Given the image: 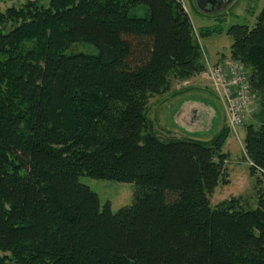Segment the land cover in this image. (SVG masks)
Here are the masks:
<instances>
[{"label": "trees", "instance_id": "1", "mask_svg": "<svg viewBox=\"0 0 264 264\" xmlns=\"http://www.w3.org/2000/svg\"><path fill=\"white\" fill-rule=\"evenodd\" d=\"M227 34L259 106L243 158L256 209L243 197L211 204L230 183L229 129L210 144L165 142L147 117L152 97L206 69L181 0L0 12V264H264V8L254 28ZM79 43L98 54H65ZM83 176L134 184L132 205L101 210Z\"/></svg>", "mask_w": 264, "mask_h": 264}, {"label": "rangeland", "instance_id": "2", "mask_svg": "<svg viewBox=\"0 0 264 264\" xmlns=\"http://www.w3.org/2000/svg\"><path fill=\"white\" fill-rule=\"evenodd\" d=\"M37 1L43 6H49L51 0H0V12L5 13L12 7L20 8L28 2ZM183 10L187 14L196 38L202 45L207 59L211 62L216 58L224 59L223 64L237 63L231 61L230 51L233 44L232 38L227 34L228 30L236 25H245L254 28L257 24V18L264 8V0H234L225 10H216L213 14H204L196 6L195 0H181ZM213 10V6H209ZM209 9V10H210ZM145 8H139L131 15H142ZM222 28L221 34H214L208 38L199 37V32L203 28ZM36 42H25L24 50L33 49ZM66 55L85 54L96 56L97 49L88 43H79L72 45L66 52ZM209 64V65H210ZM216 66V65H214ZM206 70V69H205ZM207 72V71H206ZM205 71L197 74L187 81H173L171 90L165 94L152 97L147 108V117L153 123L156 134L162 141L167 142L170 139L195 140L206 144L219 136L223 130L229 129L228 116L224 103L214 91L210 81L204 75ZM189 98L193 102L208 107L209 111L215 113L214 128L201 133L199 139L176 129L174 126V112L178 109L175 105H182V99ZM252 108H249L247 116L244 118L243 127L239 130L238 136L230 132V136L224 146L223 153L229 156L225 166L227 168L228 185L219 184L213 196L211 197L212 206L232 198L243 197L249 203L251 209L257 208V199L255 196L256 177L250 174V163L243 160L245 152L246 128L254 125L259 128L258 119L259 106L255 95L252 93ZM202 114L201 119H209V111ZM188 112H186L185 124L188 122ZM200 125V124H198ZM212 125V122H211ZM186 131V130H185ZM210 131V132H209ZM80 183L87 186L96 193L100 200L101 210L109 203L114 213H117L124 207H130L133 203L135 185L131 183H120L107 180H96L89 177H81ZM2 257V254H0Z\"/></svg>", "mask_w": 264, "mask_h": 264}, {"label": "built area", "instance_id": "3", "mask_svg": "<svg viewBox=\"0 0 264 264\" xmlns=\"http://www.w3.org/2000/svg\"><path fill=\"white\" fill-rule=\"evenodd\" d=\"M204 58L206 63L204 75L226 107L230 132L238 136L239 130L243 127L245 113L252 103L249 75L239 63L211 66L205 51Z\"/></svg>", "mask_w": 264, "mask_h": 264}, {"label": "crops", "instance_id": "4", "mask_svg": "<svg viewBox=\"0 0 264 264\" xmlns=\"http://www.w3.org/2000/svg\"><path fill=\"white\" fill-rule=\"evenodd\" d=\"M213 65L217 64H223L224 59L216 58V60L211 62ZM181 101H184L182 105H175L178 109L174 112L175 116V122L174 126L176 129H180L181 131H184L185 133L191 135L193 138L199 139L201 138L200 134L204 131H212L211 129L214 128V120H215V113L212 111L210 112L208 107H203L192 100H189V98L182 99ZM209 111L210 118L209 119H201L202 114L205 113V111ZM186 112H188L187 119L188 122L185 124V117ZM212 122V125H211ZM200 124V125H198ZM210 126L212 127L210 129ZM186 130V131H185ZM209 131V132H210ZM199 137V138H198ZM201 140V139H199Z\"/></svg>", "mask_w": 264, "mask_h": 264}, {"label": "water", "instance_id": "5", "mask_svg": "<svg viewBox=\"0 0 264 264\" xmlns=\"http://www.w3.org/2000/svg\"><path fill=\"white\" fill-rule=\"evenodd\" d=\"M234 0H220V4L219 5H214L212 4L213 6V10L211 11H207V6L209 4H211L208 0H195V3H196V6L197 8L204 14H213L216 10L219 9V12L220 10H225L228 8V6L231 5V3H233ZM209 10V9H208Z\"/></svg>", "mask_w": 264, "mask_h": 264}, {"label": "flooded vegetation", "instance_id": "6", "mask_svg": "<svg viewBox=\"0 0 264 264\" xmlns=\"http://www.w3.org/2000/svg\"><path fill=\"white\" fill-rule=\"evenodd\" d=\"M211 4H209L208 6H207V11H211V9L210 8H208L209 6H211L212 4H216V5H219L220 4V0H208ZM208 9H210V10H208Z\"/></svg>", "mask_w": 264, "mask_h": 264}]
</instances>
